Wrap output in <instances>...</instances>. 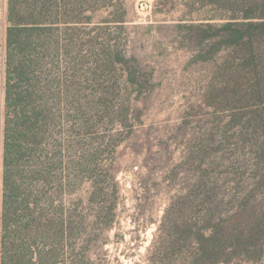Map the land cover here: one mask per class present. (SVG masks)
I'll return each mask as SVG.
<instances>
[{
    "label": "rangeland",
    "instance_id": "374dc122",
    "mask_svg": "<svg viewBox=\"0 0 264 264\" xmlns=\"http://www.w3.org/2000/svg\"><path fill=\"white\" fill-rule=\"evenodd\" d=\"M120 1L126 9L122 24L112 21L117 16L113 0L83 13L91 14L92 22L56 25L54 88L80 91L83 113L58 100L42 146L55 156L52 173L58 184L52 188L56 202L65 207L90 189L89 177L71 193L59 185L83 154L93 159L94 152L100 153L92 164L95 173L116 169L114 222L87 248L90 263L150 264L165 234V226L159 227L165 207L201 171L214 178V201L219 202L214 223L231 215L237 201H245L250 210L240 222H231L234 226L248 224L251 210H264V88H252L248 75L236 73L241 52L214 54L213 41L197 43L199 29L181 27L220 22L217 16L231 11H224L217 0ZM241 1L234 0L232 8L239 12ZM5 10L2 0V45ZM116 52L124 53L146 80L129 83L113 57ZM3 59L2 47L0 109ZM104 92H109L107 112L96 104ZM191 156L194 162H188ZM256 243L248 249L233 244L214 264H264V239ZM69 259L68 250L62 249L56 264Z\"/></svg>",
    "mask_w": 264,
    "mask_h": 264
},
{
    "label": "trees",
    "instance_id": "16d2710c",
    "mask_svg": "<svg viewBox=\"0 0 264 264\" xmlns=\"http://www.w3.org/2000/svg\"><path fill=\"white\" fill-rule=\"evenodd\" d=\"M233 1L217 0L224 11H231L227 15L219 14L220 22L181 24V27L189 32L199 29L198 33L195 31L197 43L213 41L214 54L224 49L241 52L236 73H245L253 82L251 87L262 90L264 0H242L238 2L239 12L232 8ZM112 2L6 0L3 45L0 35V58L4 49L0 109V264H56L62 249L70 254L66 264H91L85 256L87 248L98 240L100 230H108L114 222L119 190L116 169L106 167L95 173L92 164L100 153L94 152L93 159L83 154L75 170L68 172L59 185L71 193L82 179L89 177L90 189L71 199L65 207L56 202V187L52 188L58 184L52 173L55 156L42 146L48 141L46 127L53 120L51 110L58 100H65L77 114L83 113L80 91L54 88L53 60L58 52L54 29L59 22L67 25L92 22L91 14L83 13L96 11L93 5ZM110 5L116 7L117 13L112 21L124 23L123 2L115 0ZM113 57L124 67L129 83L140 84L139 78L146 80L128 64L130 60L124 53L116 52ZM108 93H100L96 103L104 112L109 110ZM255 93L258 98L262 97L259 92ZM81 121L86 125V120ZM113 141L109 136V146H115ZM191 158L188 162L195 161ZM218 204L214 201V178L201 171L165 207L159 224V227L165 226V234L156 256L150 257V264H214L233 244L248 249L264 239V210L259 209L257 213L251 210L248 224L234 226L231 222H240L249 215L245 201H237L231 215L219 217L214 223V209Z\"/></svg>",
    "mask_w": 264,
    "mask_h": 264
}]
</instances>
